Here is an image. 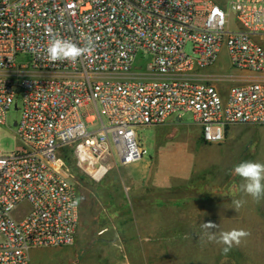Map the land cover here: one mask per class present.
I'll list each match as a JSON object with an SVG mask.
<instances>
[{
	"label": "built area",
	"instance_id": "1",
	"mask_svg": "<svg viewBox=\"0 0 264 264\" xmlns=\"http://www.w3.org/2000/svg\"><path fill=\"white\" fill-rule=\"evenodd\" d=\"M54 37L81 46L91 38L94 50L50 62ZM263 40L264 0H0V125L21 102L18 145L0 152V264H29L32 250L75 243L86 197L63 147L99 183L111 161L142 159L138 131L169 117L191 114L208 143L232 126H264ZM223 48L229 66L250 75L225 93L205 72ZM143 51L155 78L137 71Z\"/></svg>",
	"mask_w": 264,
	"mask_h": 264
},
{
	"label": "rangeland",
	"instance_id": "2",
	"mask_svg": "<svg viewBox=\"0 0 264 264\" xmlns=\"http://www.w3.org/2000/svg\"><path fill=\"white\" fill-rule=\"evenodd\" d=\"M228 19V27L237 26L233 15ZM185 52L192 55L190 43ZM17 61L26 63L28 57ZM136 62L140 75L156 77L147 70L149 52L138 53ZM205 72L221 78L215 83L222 93L250 76L229 66L225 48L215 67ZM17 103V109L12 105L8 111L6 125H0L2 153L18 145ZM138 134L147 149L142 159L127 167L111 161L99 183L86 176L73 156L67 159L73 179L86 174L87 220L73 245L32 250L29 264H264V199L257 202L243 193L244 181L232 172L245 160L264 163V126H232L222 142L208 143L192 115L184 114ZM128 175L139 176L132 182ZM94 195L102 205L93 204ZM236 200L244 201L239 209ZM208 222L216 227H203ZM240 229L249 235L225 254L220 234Z\"/></svg>",
	"mask_w": 264,
	"mask_h": 264
},
{
	"label": "clouds",
	"instance_id": "3",
	"mask_svg": "<svg viewBox=\"0 0 264 264\" xmlns=\"http://www.w3.org/2000/svg\"><path fill=\"white\" fill-rule=\"evenodd\" d=\"M51 31V29H49ZM94 50V43L91 38L81 46L70 39L52 38L46 47L47 59L50 62H70L75 63L78 59L85 55H89ZM234 175L240 177L244 183L240 185V189L246 195L252 197L259 202L264 199V163L245 160L232 169ZM244 201L236 200L234 204L236 209L243 205ZM205 228H214L216 224L212 222L204 223ZM249 233L243 229L231 230L220 234L219 243L225 245L223 252L226 254L230 251L234 244H239L241 238L248 236ZM209 240H214V235L208 236Z\"/></svg>",
	"mask_w": 264,
	"mask_h": 264
},
{
	"label": "trees",
	"instance_id": "4",
	"mask_svg": "<svg viewBox=\"0 0 264 264\" xmlns=\"http://www.w3.org/2000/svg\"><path fill=\"white\" fill-rule=\"evenodd\" d=\"M218 3H220V4H223V1H218V0H216ZM61 154H62V157L64 158V160H65V163L67 162V159L69 158V157H71V156H73L72 155V150L69 148V147H63L62 148V152H61ZM67 165V164H66ZM86 179V176L85 175H81V177H78V179H76V181H78L80 184H84L85 182H84V180ZM83 206V205H82ZM83 209V214H82V216H84V219H82V227H83V222H86L85 220H87L86 219V215H87V208H88V205H85L84 207H82Z\"/></svg>",
	"mask_w": 264,
	"mask_h": 264
},
{
	"label": "crops",
	"instance_id": "5",
	"mask_svg": "<svg viewBox=\"0 0 264 264\" xmlns=\"http://www.w3.org/2000/svg\"><path fill=\"white\" fill-rule=\"evenodd\" d=\"M249 75V74H248ZM129 176V175H128ZM136 176H139V175H135V176H133V177H130L129 176V178L131 179V181L132 182H134V181H136ZM129 189H130V187H129ZM88 199H86V198H83V200H82V205H88ZM92 202H93V204H95V205H102V203L100 202V199L98 198V197H96V195H94V198L92 199ZM89 224H90V221L86 224V226H89ZM85 226V227H86ZM105 231V230H104ZM31 254V253H30Z\"/></svg>",
	"mask_w": 264,
	"mask_h": 264
}]
</instances>
